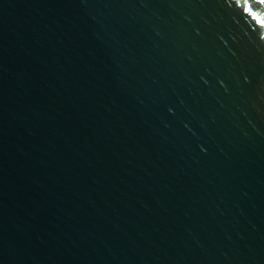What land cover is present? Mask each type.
I'll list each match as a JSON object with an SVG mask.
<instances>
[{"label":"water","instance_id":"1","mask_svg":"<svg viewBox=\"0 0 264 264\" xmlns=\"http://www.w3.org/2000/svg\"><path fill=\"white\" fill-rule=\"evenodd\" d=\"M0 264H264V0H0Z\"/></svg>","mask_w":264,"mask_h":264}]
</instances>
